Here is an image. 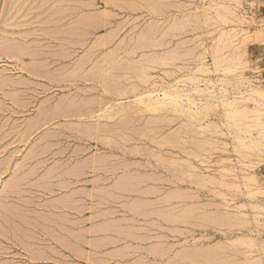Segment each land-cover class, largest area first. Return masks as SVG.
Here are the masks:
<instances>
[{
  "label": "rangeland",
  "instance_id": "obj_1",
  "mask_svg": "<svg viewBox=\"0 0 264 264\" xmlns=\"http://www.w3.org/2000/svg\"><path fill=\"white\" fill-rule=\"evenodd\" d=\"M263 4L0 0V264H264Z\"/></svg>",
  "mask_w": 264,
  "mask_h": 264
},
{
  "label": "crops",
  "instance_id": "obj_2",
  "mask_svg": "<svg viewBox=\"0 0 264 264\" xmlns=\"http://www.w3.org/2000/svg\"><path fill=\"white\" fill-rule=\"evenodd\" d=\"M262 6H264V4ZM262 8H264V7H262ZM262 14L264 15V11ZM249 53L254 55L256 63L258 65H260L261 70L264 73V40H260L259 42L251 43L249 46Z\"/></svg>",
  "mask_w": 264,
  "mask_h": 264
},
{
  "label": "bare ground",
  "instance_id": "obj_3",
  "mask_svg": "<svg viewBox=\"0 0 264 264\" xmlns=\"http://www.w3.org/2000/svg\"><path fill=\"white\" fill-rule=\"evenodd\" d=\"M66 1H67V0H66ZM18 12H19V11H18ZM68 35H69V34H68ZM69 36H70V35H69ZM85 36H87V35H85ZM85 36H84V37H85ZM51 37H52V39H53V35H52ZM66 37H67V35H66ZM68 38H69V37H67V39H68ZM85 38H86V37H85ZM50 39H51V38H50ZM52 39H51V40H52ZM55 39H56V38H55ZM64 39H66V38H64ZM64 39H63V40H64ZM58 40H59V39H58ZM53 41H54V39H53ZM55 41H56V40H55ZM59 41H60V40H59ZM64 41H65V40H64ZM67 41H68V40H67ZM67 41H66V43H68L69 41H71V39H69L68 42H67ZM11 42H12V41H11ZM18 42H19V41H18ZM6 43H7V42H6ZM71 43H72V42H71ZM71 43H70V44H71ZM79 44H82V43H79ZM64 45H65V44H64ZM7 46H8V45H7ZM9 46L12 47V45H9ZM66 46H68V45H66ZM13 47H14V49H16V48H15L16 46H13ZM68 47H69V46H68ZM18 48H19V50H18ZM66 48H67V47H66ZM12 49H13V48H12ZM14 49H13V50H14ZM20 49H21V48L17 46V49H16V50H18V51L21 53V50H20ZM235 49H236V48H235ZM65 51H66V50H65ZM67 51H68V50H67ZM67 51H66V52H67ZM233 51H234V50H233ZM238 51H239V50H238ZM62 52H63V51H62ZM22 53H23V52H22ZM63 54H64V53H63ZM63 54H62V57H63ZM232 54H233V53H232ZM235 54H236V53H235ZM64 55H65V54H64ZM231 56H232V55H231ZM71 57H72V56H71ZM65 58H68V57H65ZM65 58H64V59H65ZM225 58H226V57H225ZM232 63H233V62H232ZM49 66H50V65H49ZM57 70H58V69H57ZM72 70H73V69H72ZM72 70H70V72H71ZM27 71H28V70H27ZM51 72H52V71H51ZM55 72H57V71H55ZM54 74H55V73H54ZM68 74H69V73H68ZM68 74L66 73L65 75H68ZM65 78H66V77H65ZM65 78H64V79H65ZM69 79H72V78L70 77ZM51 80H52V79H51ZM65 80H66V79H65ZM70 81H72V80H70ZM13 82H14V81H13ZM1 83H2V81H1ZM5 83H6V82H5ZM120 92H123V91L120 90ZM260 93H261V92H260ZM261 95H263V94H261ZM244 97H245V96H244ZM248 98H249V97H248ZM242 100H243V99H242ZM65 101H66V100H65ZM254 101H255V100H254ZM256 102H257V101H256ZM63 104H64V103H63ZM63 104H60V106H63ZM69 104H70V103H69ZM66 105H67V104H66ZM67 107H68V106H67ZM55 108H56V107H55ZM61 108H62V107H61ZM61 108H60V109L57 108V110H58V109L60 110V113H61L63 110H66V111H63V112H68L67 109H63V110H62ZM63 108H64V107H63ZM47 109H48V108H47ZM68 109H69V108H68ZM59 110L56 111V112H59ZM45 111H46V110H45ZM51 111H52V110H51ZM51 111H50V112H51ZM244 111H245V110H244ZM54 112H55V110H54ZM54 112H53V113H54ZM69 112H70V111H69ZM48 113H49V112H48ZM46 114H47V113H46ZM64 114H65V113H64ZM66 114H67V113H66ZM42 115H43V113H41V116H42ZM44 115H45V114H44ZM44 115H43V116H44ZM242 115H243V114H242ZM39 117H40V116H39ZM100 117H101V116H100ZM110 117H111V116H110ZM46 120H47V119H46ZM38 121H39V120H38ZM42 121H43V120H42ZM35 122H36V121H35ZM38 125H39V123H38ZM33 126H34V125H33ZM84 129H85V128H84ZM85 130H86V129H85ZM108 141H109V140H108Z\"/></svg>",
  "mask_w": 264,
  "mask_h": 264
}]
</instances>
